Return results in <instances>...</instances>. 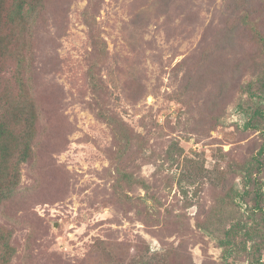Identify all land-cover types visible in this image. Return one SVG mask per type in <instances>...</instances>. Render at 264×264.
<instances>
[{
	"label": "rangeland",
	"instance_id": "374dc122",
	"mask_svg": "<svg viewBox=\"0 0 264 264\" xmlns=\"http://www.w3.org/2000/svg\"><path fill=\"white\" fill-rule=\"evenodd\" d=\"M33 21L10 264H264V0H43Z\"/></svg>",
	"mask_w": 264,
	"mask_h": 264
},
{
	"label": "trees",
	"instance_id": "16d2710c",
	"mask_svg": "<svg viewBox=\"0 0 264 264\" xmlns=\"http://www.w3.org/2000/svg\"><path fill=\"white\" fill-rule=\"evenodd\" d=\"M42 5L43 0H0V205L15 195L20 183V166L34 156L38 116L25 75L32 59L31 28L34 16ZM88 25L91 27L90 22ZM260 39L264 43L262 36ZM91 40L93 47L102 52L100 36L91 33ZM9 64L12 65L10 75L4 78L2 74ZM90 83L92 89L96 90L98 82L94 74L90 75ZM254 111L263 114L260 107H255ZM99 115L110 125L119 126L114 118L104 112H99ZM258 154L260 157L264 155V138ZM255 162L257 169L255 172L264 169L263 160L256 158ZM255 194L256 202L252 214L259 215L260 222L253 224H262L264 229V205L257 202L262 194L257 192ZM238 228L237 225H231L225 229L224 238L219 239L226 255L230 254L228 251L234 249ZM257 229L253 230L254 233L258 231ZM241 235L248 239L252 238L253 232L246 229ZM10 240L11 231L0 225V264H10L15 253ZM156 258V253L151 254L145 264H169L162 256Z\"/></svg>",
	"mask_w": 264,
	"mask_h": 264
}]
</instances>
